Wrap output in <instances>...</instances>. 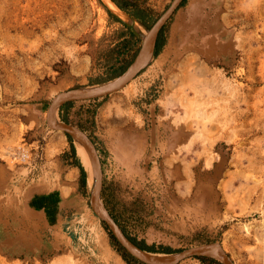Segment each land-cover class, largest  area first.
<instances>
[{"label": "rangeland", "instance_id": "obj_1", "mask_svg": "<svg viewBox=\"0 0 264 264\" xmlns=\"http://www.w3.org/2000/svg\"><path fill=\"white\" fill-rule=\"evenodd\" d=\"M145 1L156 22L175 0ZM126 27L106 0H0V264H129L93 211L77 141L85 187L47 122L59 94L126 74L144 38L130 28L141 44L120 55ZM164 29L126 88L57 116L96 145L126 235L171 252L157 254L217 243L233 264H264V0H187ZM186 118L187 148L174 134Z\"/></svg>", "mask_w": 264, "mask_h": 264}, {"label": "water", "instance_id": "obj_2", "mask_svg": "<svg viewBox=\"0 0 264 264\" xmlns=\"http://www.w3.org/2000/svg\"><path fill=\"white\" fill-rule=\"evenodd\" d=\"M185 0H175L169 9L155 22V24L148 29V35L142 38V45L135 57L132 66L129 67L126 74L121 78L108 83L100 87H87L72 89L67 92L59 94L51 103L48 110L47 122L48 126L52 130L64 132L75 141H79L87 149L88 153L94 159V168L96 173V184L91 196V206L94 213L107 225L112 231L113 235L120 243V245L136 260L142 264H182L183 262L200 257H211V253H218L220 260L224 264H233L229 255L225 252L222 245L217 243L206 244L203 246L190 248L184 252L175 255H162L157 253H151L141 249L126 235L119 224L104 213V202L102 198V164L96 145L92 139L81 129L76 126L58 123L55 121V115L60 108L68 103L80 102V101H95L103 98H107L115 93L122 91L133 80H135L143 70L146 68L149 62L148 59L152 58L156 52L159 37L161 32L166 27V24L175 14V12L182 6ZM150 61V60H149ZM216 259V258H215Z\"/></svg>", "mask_w": 264, "mask_h": 264}, {"label": "trees", "instance_id": "obj_3", "mask_svg": "<svg viewBox=\"0 0 264 264\" xmlns=\"http://www.w3.org/2000/svg\"><path fill=\"white\" fill-rule=\"evenodd\" d=\"M120 10H122L123 12L127 13L128 15H130L136 22H138V24L146 29L147 28H151L154 24V11L146 4L145 0H111ZM187 0H185L182 4L181 7H183L186 4ZM110 13V12H109ZM110 15L112 16V14L110 13ZM118 21V20H117ZM127 29V35L128 38L126 40H124V42L121 44L120 46V51L119 54L120 55H129L130 53H132V50L134 49V46H139L141 44V39L128 27H126ZM148 30V29H146ZM164 32L165 29L161 32L160 37H159V41H158V45H157V49L155 52V55H159V53L161 52V50L163 49V47L165 46V38H164ZM122 70H124V68H122ZM74 103H68L66 105H64L61 108V117L62 119L67 122V112L68 110L73 106ZM68 136V135H67ZM70 142H71V156L75 159V161L73 162V164L76 167H79L81 170V175H82V185L85 187L87 182H86V171L84 169V167L82 166V164L80 163V160L77 158V151H76V147L73 143V139L68 136ZM117 221V220H116ZM118 222V221H117ZM110 235L113 237V235L110 233ZM131 241L133 243H135L137 246H139L141 249L146 250L148 252L151 253H166L169 254L171 252L169 248H165V247H161V248H157L155 245H148L145 241H138L136 238L131 237L130 235L128 236ZM117 243V242H116ZM117 245V249L120 252V254L122 255V257L129 263V264H142L141 262H139L138 260H136L134 257H132L131 255H129L120 245L119 243L116 244ZM201 259L204 263L206 264H221L219 261L215 260V259H209V258H199Z\"/></svg>", "mask_w": 264, "mask_h": 264}, {"label": "bare ground", "instance_id": "obj_4", "mask_svg": "<svg viewBox=\"0 0 264 264\" xmlns=\"http://www.w3.org/2000/svg\"><path fill=\"white\" fill-rule=\"evenodd\" d=\"M107 4L111 7V9H113V11H115V13L121 17L130 28H132L138 35L140 36H144V38L148 35V31L145 30L144 28H142L138 22H136L130 15H128L127 13L123 12L122 10H120L111 0H106ZM151 58L148 59L147 62H149ZM55 121L58 123H61V121L59 120L57 114L55 115ZM77 145V150H78V154L80 157V159H82V162L84 164V166L87 168V170L91 173L90 177L88 178V185L90 189H94L95 184H96V173H95V168H94V159L92 158V156L89 155L87 149L83 146L82 143H80L79 141L76 142ZM104 213L106 215H109L107 213V210L104 208ZM211 256L216 258V259H220V256L218 253L212 252ZM66 260V259H65ZM62 261V262H65ZM60 262V263H62Z\"/></svg>", "mask_w": 264, "mask_h": 264}, {"label": "crops", "instance_id": "obj_5", "mask_svg": "<svg viewBox=\"0 0 264 264\" xmlns=\"http://www.w3.org/2000/svg\"><path fill=\"white\" fill-rule=\"evenodd\" d=\"M140 37H142V36H140ZM180 117H184V114L181 113V116ZM187 121H188L187 118L185 120L178 119L176 122L179 125L176 126L175 133H174L176 136H178V141L177 140L176 141L179 143L180 146H183L185 148L188 147V127L187 126H182V123H185L186 124ZM58 139H60V137H58ZM70 161H71V159H70ZM68 162L69 161L67 160V165L69 166V168H71L72 164L71 163L68 164ZM52 163L46 162V164L44 166V169L50 168L52 166ZM53 165H55L56 168L58 167V163H57V165L53 163ZM72 170H73V176H75L76 173H77V170L74 167H72ZM42 178H44V177H42ZM42 178H40L39 180H41Z\"/></svg>", "mask_w": 264, "mask_h": 264}]
</instances>
